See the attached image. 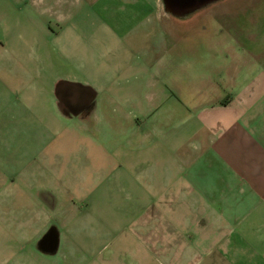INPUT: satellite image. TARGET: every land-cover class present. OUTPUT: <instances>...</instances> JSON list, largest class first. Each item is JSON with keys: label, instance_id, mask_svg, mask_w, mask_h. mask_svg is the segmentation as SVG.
I'll use <instances>...</instances> for the list:
<instances>
[{"label": "crops", "instance_id": "1", "mask_svg": "<svg viewBox=\"0 0 264 264\" xmlns=\"http://www.w3.org/2000/svg\"><path fill=\"white\" fill-rule=\"evenodd\" d=\"M177 7L0 0V50L45 80L0 88V137L59 138L27 165L0 145V264H264V0Z\"/></svg>", "mask_w": 264, "mask_h": 264}, {"label": "rangeland", "instance_id": "2", "mask_svg": "<svg viewBox=\"0 0 264 264\" xmlns=\"http://www.w3.org/2000/svg\"><path fill=\"white\" fill-rule=\"evenodd\" d=\"M27 9H28L27 6L25 5L22 6L23 13H25ZM232 17L236 19L237 16L235 17V15H233ZM234 22L235 21L232 20V23ZM53 26L55 27V25ZM3 63L5 65L7 64L6 66H9L8 67L9 71L2 70ZM25 65L26 63H23V62L20 63L16 61L12 54L10 55L9 53L0 50V88H3L5 85L16 86L18 84L17 82H20L21 85H23L25 84V82L27 83L30 79L31 80L38 79L39 81L40 76H37V79H36V76L33 77V73H31V76L29 75L28 72L26 73L25 71L26 67L25 68L23 67ZM45 68H46V64L44 60H42V62H39V61L37 62V69L38 70L42 69L43 74L45 73ZM16 75L18 77H15ZM38 81L36 83L38 86L43 85L45 82V80L39 81L42 83H38ZM38 90H39V87H38ZM22 92H23V89L22 87H20L19 93L22 94ZM44 94L45 92L42 95ZM171 107H173L172 103L163 104L162 111L165 110L166 112H168L169 110L168 108H171ZM33 112L34 111H31V113ZM31 120H32L31 127H28L31 123ZM87 122L91 124H95L97 125V127L99 126V132L101 134L99 136H96L92 133V131L86 129L83 134V136L87 138V140L85 141L86 143H89L90 141L94 140L98 142V144H100L101 146L105 145V147L112 148L113 144L115 146L120 145L121 147H126V145L130 142L131 138L129 137L121 138L118 136L110 137V136L105 135L106 129L103 126V124L102 126L105 130L102 129L101 127L102 121H87ZM6 125L7 126L4 125L5 131L3 132V135L0 137V145L4 146V163L6 164L17 163L20 165H27L30 162L31 158L33 159L36 158L38 162L39 161L43 162V159L42 160L39 159V155L41 156L44 154L45 147L50 144L54 145V144L59 143V138L56 140V138L49 137L44 134V131H42L41 126H40L41 124L38 119L21 118L19 120H14V121L9 120V121H6ZM69 166H76V165L70 163ZM5 169L6 171H8L9 168L6 166Z\"/></svg>", "mask_w": 264, "mask_h": 264}, {"label": "water", "instance_id": "3", "mask_svg": "<svg viewBox=\"0 0 264 264\" xmlns=\"http://www.w3.org/2000/svg\"><path fill=\"white\" fill-rule=\"evenodd\" d=\"M172 7H173V10H180L178 7H177V5H178V0H166ZM192 8H188V9H186V10H191Z\"/></svg>", "mask_w": 264, "mask_h": 264}]
</instances>
